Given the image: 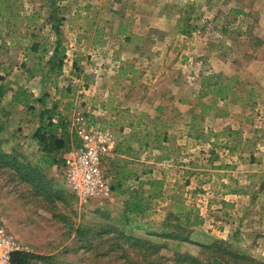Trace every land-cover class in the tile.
<instances>
[{"label":"rangeland","instance_id":"1","mask_svg":"<svg viewBox=\"0 0 264 264\" xmlns=\"http://www.w3.org/2000/svg\"><path fill=\"white\" fill-rule=\"evenodd\" d=\"M12 4L17 15L6 16L10 22L0 39V87L8 96L20 85L35 89L33 104L40 110L50 107L57 100L52 77L34 80L21 68L29 41L22 34L52 44L59 41L67 58L58 85L74 89L59 105L70 123L69 151L78 146L72 122L81 114L89 125L111 130L116 145L125 150L113 149L104 163L111 185L123 167L135 174L125 186L131 190L143 179L164 178L166 183L163 194L152 201L153 214L143 220L149 227L128 229L122 221L126 195L112 191L81 204L66 187L61 167L46 170L45 179L34 185L15 167L26 163L20 146L0 145V216L22 250L44 257L31 264H192L185 255L208 264L214 259L264 264V239L254 240L250 232L263 231V225L252 230L253 224L245 222L232 232L219 233L222 224L208 220L213 211L209 201L216 193L199 191L198 185L209 183L192 175L200 170L210 176L217 158L234 164L245 133L264 138V0ZM122 21L132 25L133 35L118 32ZM186 21L189 30L181 33ZM32 63L29 57L28 65ZM208 74L224 79L235 75L237 95L204 112L198 95L202 77ZM252 91L253 98H248ZM8 96L0 98V121L20 131L26 119L19 115H26L27 109L10 112ZM213 98L209 95L203 102ZM241 148L250 150L247 144ZM162 154L170 159L160 158ZM212 177L217 182V176ZM178 205L206 219V225L182 228L180 235L189 240L162 234L172 231L164 226L177 223L169 216L178 212ZM236 252L245 258H236Z\"/></svg>","mask_w":264,"mask_h":264},{"label":"trees","instance_id":"2","mask_svg":"<svg viewBox=\"0 0 264 264\" xmlns=\"http://www.w3.org/2000/svg\"><path fill=\"white\" fill-rule=\"evenodd\" d=\"M17 15L12 0H0V39L5 37V30L7 24L10 22L9 17ZM54 27V26H53ZM189 25L186 21L181 28V33H187ZM118 32L125 34L126 37L131 36L127 28L118 29ZM22 37L29 38V41L25 47L26 59L22 61L21 68L29 78L36 76L52 77L51 83L54 84L59 99L53 101L50 107H44L38 111L37 107L33 104V92L29 91L26 87L20 85L16 88L12 95V102L19 104L27 109L33 115H37L40 119L39 127L34 132V138L39 144L37 153V159L31 161L26 158L25 164H19L15 166L18 175L34 185H38L39 182L45 179L46 170L63 163V154L70 150L72 144L71 132L69 131V120L63 114L59 108L60 103L64 98H68L74 92L73 87L64 86L59 87L58 77L62 74L64 69L65 59L67 58V50L63 47L59 41L50 43L47 38L42 41H37V36L31 33H24ZM32 58L33 63L28 65V58ZM49 79V78H48ZM237 80L235 75L229 78H222L221 75L208 74L202 77L201 87L199 91L198 105L204 106V112L211 111L219 100H226L230 96L237 95V92L233 88V83ZM254 91H252L248 98H253ZM4 94L3 89L0 90V96ZM213 96L214 98L210 103L203 102V99L207 96ZM223 115L219 114L218 116ZM73 134V133H72ZM75 136V134H73ZM160 139V137H157ZM76 139V136L74 137ZM157 139V140H158ZM162 149H167L166 145L161 146ZM117 152L124 151L121 146L116 148ZM3 154L0 153V159L3 158ZM160 158H168L167 154H162ZM14 167V166H13ZM135 174L131 169L123 167L122 173L117 174L112 183V190L116 191L122 196L126 195L124 200V211L122 214V221L128 229H144L149 227V223L143 222L145 218L152 215L154 210L152 207V201L160 197L163 194V183L159 179H143L139 181L138 189L131 190L130 186H127L128 180ZM178 212L170 213L169 220L174 219L176 224L164 226V228H171L170 233L166 234L167 237L178 240H189V237H182L180 231L184 227H196L203 223V218L200 217L197 211L188 209L185 206H177ZM182 210V211H181ZM181 211V212H180ZM236 258H245L238 252L234 253ZM192 264H208L201 263L197 258L191 255H185ZM34 258H44L43 256L34 255L30 252L20 250L14 254L13 264H31ZM251 258V257H247ZM254 263V259H250ZM210 264H228L224 260L214 259Z\"/></svg>","mask_w":264,"mask_h":264},{"label":"crops","instance_id":"3","mask_svg":"<svg viewBox=\"0 0 264 264\" xmlns=\"http://www.w3.org/2000/svg\"><path fill=\"white\" fill-rule=\"evenodd\" d=\"M131 26V24L122 21V28H127L128 32L133 35L134 31L130 28ZM37 79L38 77L34 78V80ZM16 88L10 91V95L8 96V92H5V87L3 85L0 87V90L3 89L4 91V94L0 98L8 96L10 100V112L25 109L23 106L12 102V95ZM30 90L35 92V89ZM54 95L53 100L59 99V96L55 92ZM37 110L40 111L38 108ZM19 117H24L26 121H22V129L16 132L10 130L7 125L5 126V122L0 121V145L11 146L13 148L15 143H17V146H20L26 158L35 161L37 159L39 144L33 135L39 127L40 119L37 115H33L28 111H26V115H19ZM253 134H244L241 146L235 151L236 158H233L234 164H228L221 158H217L218 160L214 159L215 163L212 165L213 171H211L210 176H207L209 174L208 172H202L200 170H197L196 174H192L196 175V181L203 179L209 183L205 187L202 184L198 185L199 191L207 192L210 189L216 193V196L211 197L209 201L211 205L210 211H213H211L212 213H210L208 220H215L216 223L222 224L219 227V233L232 232V230H236L238 224H244L245 222L251 225L253 224L252 230H257L258 225H263L262 227H264V138H254L252 137L254 136ZM224 139L225 142H231L230 137H224ZM20 140H23L22 145L18 143ZM220 144H223V142H220ZM245 144L250 149L246 150V152L241 148ZM118 146L120 145H116L115 142L112 150H116ZM7 152L11 151L7 150ZM66 153L63 154V158ZM191 163H189V166ZM55 167L59 168L61 166L55 165L49 169L51 170ZM213 175L217 176V182L214 181L215 178L212 177ZM192 179L191 177L190 180L192 181ZM159 180L166 184L164 178ZM211 182H216L215 187L211 185ZM203 224L206 225L205 218H203ZM250 232L255 234L254 240L260 239V237L264 239V229L263 231H254V233L253 231Z\"/></svg>","mask_w":264,"mask_h":264},{"label":"built area","instance_id":"4","mask_svg":"<svg viewBox=\"0 0 264 264\" xmlns=\"http://www.w3.org/2000/svg\"><path fill=\"white\" fill-rule=\"evenodd\" d=\"M72 127L78 146L64 156L62 177L71 194L81 204H87L113 191L104 163L116 141L111 130L89 125L81 114L75 117ZM20 250L16 235L0 216V264H13L14 254Z\"/></svg>","mask_w":264,"mask_h":264}]
</instances>
